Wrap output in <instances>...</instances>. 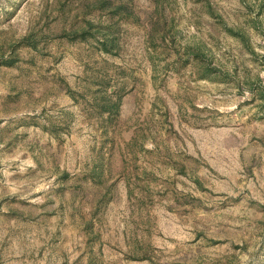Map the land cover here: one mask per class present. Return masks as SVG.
<instances>
[{"label": "rangeland", "instance_id": "obj_1", "mask_svg": "<svg viewBox=\"0 0 264 264\" xmlns=\"http://www.w3.org/2000/svg\"><path fill=\"white\" fill-rule=\"evenodd\" d=\"M0 264H264V0H0Z\"/></svg>", "mask_w": 264, "mask_h": 264}]
</instances>
